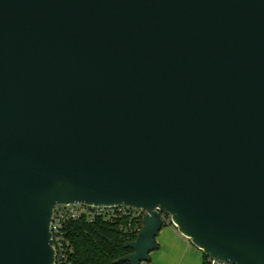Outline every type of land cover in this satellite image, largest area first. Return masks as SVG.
Masks as SVG:
<instances>
[{"label": "water", "instance_id": "95a60500", "mask_svg": "<svg viewBox=\"0 0 264 264\" xmlns=\"http://www.w3.org/2000/svg\"><path fill=\"white\" fill-rule=\"evenodd\" d=\"M166 218L264 264V0H0V264H56L54 208Z\"/></svg>", "mask_w": 264, "mask_h": 264}, {"label": "trees", "instance_id": "16d2710c", "mask_svg": "<svg viewBox=\"0 0 264 264\" xmlns=\"http://www.w3.org/2000/svg\"><path fill=\"white\" fill-rule=\"evenodd\" d=\"M169 224L174 225L171 221ZM142 226V215L70 221L62 231L64 247L57 253L56 264H130L120 258L132 252L125 245L137 238ZM206 260L204 254L203 264Z\"/></svg>", "mask_w": 264, "mask_h": 264}, {"label": "built area", "instance_id": "2783aa9c", "mask_svg": "<svg viewBox=\"0 0 264 264\" xmlns=\"http://www.w3.org/2000/svg\"><path fill=\"white\" fill-rule=\"evenodd\" d=\"M144 218L145 212L124 206L120 207H95L84 204L58 205L54 208L50 230L52 233V245L56 253L64 247L63 228L70 221L79 219L94 220L97 217L110 218L113 216H128L131 218ZM206 264H231L217 258L207 256Z\"/></svg>", "mask_w": 264, "mask_h": 264}, {"label": "crops", "instance_id": "0c3cea01", "mask_svg": "<svg viewBox=\"0 0 264 264\" xmlns=\"http://www.w3.org/2000/svg\"><path fill=\"white\" fill-rule=\"evenodd\" d=\"M170 221L169 218H166V225L163 226L156 238V243L158 245L157 249H165L168 255L181 252L182 260L185 259L189 252H193L195 254L193 264H203V251L196 249L190 243L189 239L178 231L175 225L169 224Z\"/></svg>", "mask_w": 264, "mask_h": 264}, {"label": "rangeland", "instance_id": "374dc122", "mask_svg": "<svg viewBox=\"0 0 264 264\" xmlns=\"http://www.w3.org/2000/svg\"><path fill=\"white\" fill-rule=\"evenodd\" d=\"M189 241L192 244L190 239ZM195 248L198 249L197 247ZM194 256L195 254L193 252H189L185 257V259L182 260L181 252L175 253L174 255L173 254L168 255V252L165 251V249L164 250L157 249L150 254V260L148 262H142L141 264H193Z\"/></svg>", "mask_w": 264, "mask_h": 264}]
</instances>
